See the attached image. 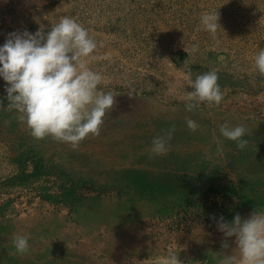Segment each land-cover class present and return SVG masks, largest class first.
Listing matches in <instances>:
<instances>
[{"label":"rangeland","instance_id":"obj_1","mask_svg":"<svg viewBox=\"0 0 264 264\" xmlns=\"http://www.w3.org/2000/svg\"><path fill=\"white\" fill-rule=\"evenodd\" d=\"M215 9L213 37L200 17ZM63 16L98 41L89 66L118 95L100 135L73 150L33 138L5 111L0 78V264H159L169 249L184 264H217L219 218L264 209V76L254 68L264 0H0V46ZM213 69L220 105L186 111L194 89L184 74ZM225 122L246 128L245 149L221 136ZM171 124L169 151L152 155L153 137ZM16 235L30 237L27 254L16 253Z\"/></svg>","mask_w":264,"mask_h":264},{"label":"clouds","instance_id":"obj_2","mask_svg":"<svg viewBox=\"0 0 264 264\" xmlns=\"http://www.w3.org/2000/svg\"><path fill=\"white\" fill-rule=\"evenodd\" d=\"M220 16L217 10L205 12L200 17V26L215 37ZM98 41L75 18L63 16L45 32L43 27L35 33L27 30L7 34L0 46V78L6 82L7 105L5 111L15 113L14 119L26 125L29 134L37 139L51 138L66 143L76 150L89 135L99 136L104 117L114 107L115 91H105L100 85L103 75L92 70L89 61L98 49ZM198 50L193 45L192 51ZM254 68L264 76V49L254 56ZM215 69L193 78L191 70L183 76V84L194 89L186 92L185 110L194 111L201 104L219 106L223 93ZM129 97L133 96L129 92ZM189 130L195 132L199 124L185 118ZM10 123L11 121H7ZM176 125L162 129L151 141L152 155H165ZM243 125L219 126L222 137L234 141L239 150L248 145L242 137L246 134ZM217 155L223 154V143L216 140ZM223 233L222 251L213 253L217 264H264V209H254L247 218L237 213L231 222L221 216L216 222ZM229 237H235V248L230 254ZM30 237L16 235L13 245L17 254L25 255L30 250ZM142 264V262H135ZM159 264H184L178 253L169 249L160 258Z\"/></svg>","mask_w":264,"mask_h":264}]
</instances>
